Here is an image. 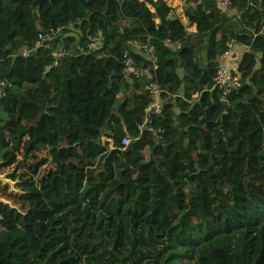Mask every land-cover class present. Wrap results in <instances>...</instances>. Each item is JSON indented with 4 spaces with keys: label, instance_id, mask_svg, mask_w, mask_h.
<instances>
[{
    "label": "trees",
    "instance_id": "1",
    "mask_svg": "<svg viewBox=\"0 0 264 264\" xmlns=\"http://www.w3.org/2000/svg\"><path fill=\"white\" fill-rule=\"evenodd\" d=\"M229 1L0 0V264H264V0Z\"/></svg>",
    "mask_w": 264,
    "mask_h": 264
},
{
    "label": "built area",
    "instance_id": "2",
    "mask_svg": "<svg viewBox=\"0 0 264 264\" xmlns=\"http://www.w3.org/2000/svg\"><path fill=\"white\" fill-rule=\"evenodd\" d=\"M230 5L229 0H218L217 7L221 11H225L227 7ZM63 28L58 29H49L45 33L39 34V41L42 43L48 42L51 39L55 38L57 35L60 34ZM232 46L231 49L226 52L223 56L222 62L219 66V71L217 74V77L215 79V85L216 87L225 93L230 92L234 88L241 87V78L240 75L237 72V68L239 66L230 63L232 60H234V54L232 52ZM103 47V40L100 35L98 36H92L89 39V42L87 46L82 50L84 54H91L98 52ZM138 49H140L142 52L147 53L150 51V46L148 44L146 45H139L136 46ZM127 64H130V61L127 62ZM147 90H149V96H150V105L147 108L146 112L147 114H160L161 113V104H162V98H161V89L158 85L153 84L151 86L147 87ZM140 132L144 130V126L139 127ZM131 143V137L129 135L125 136L122 139V146L126 148Z\"/></svg>",
    "mask_w": 264,
    "mask_h": 264
},
{
    "label": "rangeland",
    "instance_id": "3",
    "mask_svg": "<svg viewBox=\"0 0 264 264\" xmlns=\"http://www.w3.org/2000/svg\"><path fill=\"white\" fill-rule=\"evenodd\" d=\"M172 5V4H171ZM238 47V46H237ZM203 48L201 47V50ZM243 49L245 50V48L243 47ZM242 49L243 53H244V50ZM238 52L240 51L239 49H237ZM246 51V50H245ZM241 62V61H240ZM52 166L49 165L47 167V170L48 169H51ZM13 171V168H10V169H7V170H4L3 172L0 173V183L3 185V186H10V191L9 192H19V190L16 188V183L11 181L10 179H7V174H9L10 172ZM80 174L79 173H76L74 172L72 169H71V166L69 163H66V164H61L60 165V168H59V173H58V179L60 181V183L64 186V187H67V186H70V185H73L74 183H76L77 181H79L80 179ZM0 199H1V195H0ZM2 201H6L5 199H1Z\"/></svg>",
    "mask_w": 264,
    "mask_h": 264
},
{
    "label": "crops",
    "instance_id": "4",
    "mask_svg": "<svg viewBox=\"0 0 264 264\" xmlns=\"http://www.w3.org/2000/svg\"><path fill=\"white\" fill-rule=\"evenodd\" d=\"M164 1H166L167 4L169 6H171L173 9H175V12L177 13V15L181 18V20L183 21V23L187 25L188 24V21L185 18V15L183 13V3L181 2V0H164ZM188 30L190 32H195L196 31V28H195V26H189ZM237 49H239L240 51L238 52ZM242 49H243L242 46H240L238 44H235V43L233 44V46H232V52L235 55L234 56L235 59L232 60L230 63L235 64V65L240 64V61L242 60V57H243V55L245 53L246 48H245V50L243 49L244 50V53H243ZM198 57L200 59L204 60V61L206 60V49L205 48H203L201 50V52L199 53Z\"/></svg>",
    "mask_w": 264,
    "mask_h": 264
},
{
    "label": "water",
    "instance_id": "5",
    "mask_svg": "<svg viewBox=\"0 0 264 264\" xmlns=\"http://www.w3.org/2000/svg\"><path fill=\"white\" fill-rule=\"evenodd\" d=\"M7 73L8 70L0 66V82L4 80V77Z\"/></svg>",
    "mask_w": 264,
    "mask_h": 264
}]
</instances>
